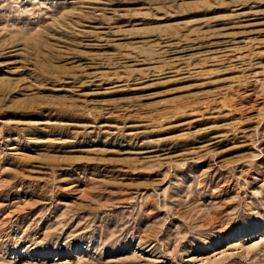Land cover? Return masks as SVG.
Returning a JSON list of instances; mask_svg holds the SVG:
<instances>
[{
    "label": "rangeland",
    "instance_id": "374dc122",
    "mask_svg": "<svg viewBox=\"0 0 264 264\" xmlns=\"http://www.w3.org/2000/svg\"><path fill=\"white\" fill-rule=\"evenodd\" d=\"M0 264H264V0H0Z\"/></svg>",
    "mask_w": 264,
    "mask_h": 264
}]
</instances>
